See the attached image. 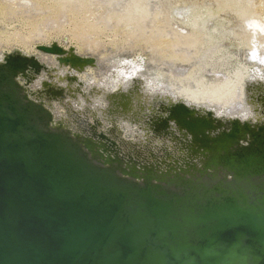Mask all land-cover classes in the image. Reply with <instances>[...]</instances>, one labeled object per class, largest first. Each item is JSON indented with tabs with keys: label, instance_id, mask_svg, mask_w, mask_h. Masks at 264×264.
Returning a JSON list of instances; mask_svg holds the SVG:
<instances>
[{
	"label": "water",
	"instance_id": "water-1",
	"mask_svg": "<svg viewBox=\"0 0 264 264\" xmlns=\"http://www.w3.org/2000/svg\"><path fill=\"white\" fill-rule=\"evenodd\" d=\"M39 56L0 61V264H264V97L257 121L160 100L125 149L115 125L74 127L27 91L55 69Z\"/></svg>",
	"mask_w": 264,
	"mask_h": 264
},
{
	"label": "rangeland",
	"instance_id": "rangeland-1",
	"mask_svg": "<svg viewBox=\"0 0 264 264\" xmlns=\"http://www.w3.org/2000/svg\"><path fill=\"white\" fill-rule=\"evenodd\" d=\"M58 1L0 0V55L20 51L40 55L50 69L55 64L27 89L40 88L43 80L62 86L67 94L60 101L70 109L55 100L44 101L69 125L76 127L87 114L102 116L122 134L130 120L139 126L141 113L156 101L183 100L173 88L196 101L195 106L226 118L245 117L248 105L260 106L254 97L260 93L258 85L264 92V0ZM77 35H84L83 40ZM52 43L93 57L96 67L71 68L56 55L35 50L36 45ZM85 86L87 94L82 96L79 89ZM73 98L77 107L93 103L97 109L78 115Z\"/></svg>",
	"mask_w": 264,
	"mask_h": 264
},
{
	"label": "bare ground",
	"instance_id": "bare-ground-1",
	"mask_svg": "<svg viewBox=\"0 0 264 264\" xmlns=\"http://www.w3.org/2000/svg\"><path fill=\"white\" fill-rule=\"evenodd\" d=\"M58 1V0H57ZM36 2H37V0H36ZM35 2V3H36ZM59 3H60V0L58 1ZM57 2V6L58 5H60L59 3ZM34 3V2H33ZM56 3V2H55ZM43 4V3H42ZM9 5V4H8ZM39 5H41V4H39ZM7 6V5H6ZM44 6V5H43ZM54 7H56V5L54 6ZM61 8H62V4H61V6H60ZM8 8V7H7ZM40 8V7H39ZM51 8H53V5H52V7ZM59 8V7H58ZM41 9V8H40ZM8 10V9H7ZM12 10V9H11ZM11 10H8V11H11ZM60 10V9H59ZM58 10V11H59ZM56 11V10H55ZM57 11V12H58ZM61 11V10H60ZM59 11V12H60ZM5 12V11H4ZM48 12H49V9H48ZM54 12V11H53ZM11 13V12H10ZM60 14V13H59ZM46 15V14H45ZM51 15V14H50ZM49 15V16H50ZM57 16V15H56ZM201 16V14H198V16H194L193 18H192V23H195L196 22V20H197V18L198 17H200ZM45 18V17H44ZM47 20V19H46ZM43 21V20H42ZM40 22V21H39ZM81 23V22H80ZM34 24V23H33ZM85 24V23H84ZM84 24H81V25H84ZM90 25V24H89ZM92 26V25H91ZM76 27V26H75ZM85 27V26H84ZM78 28V27H77ZM33 29V28H32ZM82 29V28H81ZM36 30V29H35ZM77 30V29H76ZM77 32H78V30H77ZM80 32H82V30L80 31ZM91 32V31H90ZM75 33V32H74ZM88 33V32H87ZM78 34H79V32H78ZM83 34H84V32H83ZM80 35V34H79ZM79 35H77V37H75L78 41H81V40H83V36L85 35H81V36H79ZM78 36L79 37H82L81 38V40H79L78 39ZM86 39V38H85ZM93 39V38H92ZM148 39V38H147ZM176 40V39H175ZM86 41V40H85ZM93 41H94V39H93ZM93 41H92V43H93ZM89 42V41H88ZM82 43V42H81ZM86 44V43H85ZM151 44V43H150ZM179 44V43H178ZM177 44V45H178ZM91 45V44H90ZM159 45V44H158ZM156 46V45H155ZM159 48V47H158ZM171 50H172V46H171ZM167 51H168V49H167ZM174 51V50H173ZM172 51V52H173ZM170 53V52H169ZM168 53V54H169ZM173 54V53H172ZM76 54L74 53V52H72V54H70V55H68L69 57H73V56H75ZM174 55H175V53H174ZM2 58H3V55L1 56L0 55V61L2 60ZM87 66V64L85 63V62H78L77 60H74V66H69V65H66V66H69V67H71V68H74L75 66ZM91 65V64H90ZM49 73V72H48ZM36 79H38V78H36ZM73 80H75V77H73ZM35 82V81H34ZM261 86V87H260ZM258 88V89H257ZM263 87H262V85H258L257 87H256V89L257 90H259L260 91V93H258V94H256V97H254L255 98V101H256V103H258V104H260V106L259 105H248L247 106V109H245V113H246V115H245V117H240V119H247V120H251V121H257V120H261L262 118H263V114H262V112L260 111V109H261V107H262V104H261V101H262V98L264 97V92H262L261 90H263L262 89ZM79 90H81V89H79ZM181 90H187V89H181ZM27 91L29 92V93H32L33 94V96H35L37 99H39V100H44V99H47V100H52V99H58V100H63V99H65L66 98V92H65V90H64V88L62 87V86H59V85H54L53 83H51L50 81H44V83H42V85H41V87L40 88H38V89H36V90H34V91H30L29 89H27ZM180 90L179 89H174L173 88V90H172V93H174V92H177L176 93V95H178L181 99H183V101L184 102H186V103H188V104H190V105H194L195 106V104L197 103L196 101H194V100H191L192 98H189V96H187L185 93H181V92H179ZM191 91V90H190ZM228 92H229V89L227 90ZM217 94L218 95H220V93H219V91L217 92ZM225 97V96H224ZM158 101H160V100H158ZM158 101H156L154 104H152L149 108L151 109L153 106H154V110L155 109H157V106H158ZM164 102H167L166 100H163ZM169 103H171V102H173V101H168ZM227 102V101H226ZM157 103V104H156ZM195 107H197V106H195ZM200 108H204V107H200ZM149 110V109H148ZM215 113V112H214ZM142 115V118H141V122H140V124H139V126L140 127H144L145 129H147V123L145 122V119L147 118L146 117V115H148L149 114V112L147 111V112H144V113H141ZM216 114V113H215ZM217 115V114H216ZM218 116V115H217ZM218 117H220V118H223V119H230V118H226V117H222V116H218ZM132 118V117H131ZM85 121V119H80L78 122H77V125H76V127L78 126V125H83L84 126V124L82 123V122H84ZM148 130V129H147ZM149 131V130H148ZM143 133L145 134V136H146V140L147 141H144L143 140V145H144V147L146 148V150L144 151V153H147V150L149 149V148H152L151 146H153V150H155V146H154V144L152 143V140H153V137H151V136H147L148 135V132L147 131H143ZM150 142V143H149ZM130 143H134V142H125V149H131V148H133V146H131V144ZM153 144V145H152ZM141 148V150L143 151V148L142 147H140ZM140 150V149H139Z\"/></svg>",
	"mask_w": 264,
	"mask_h": 264
},
{
	"label": "crops",
	"instance_id": "crops-1",
	"mask_svg": "<svg viewBox=\"0 0 264 264\" xmlns=\"http://www.w3.org/2000/svg\"><path fill=\"white\" fill-rule=\"evenodd\" d=\"M86 89H88L86 86L85 87H83V90L84 91H86ZM78 98H80V97H77L76 99H78ZM90 98V97H89ZM74 100V104L76 105V111H77V113H78V115H85V114H87L86 113V110L88 109V108H90V110H96L97 108H96V104H93V103H86V104H84V105H82V107H77V103H76V101H78V100ZM74 108H75V106H74ZM98 114H100L99 113V111H96ZM100 116V115H99ZM87 117H88V119H89V122L90 121H92V118H91V115H88L87 114ZM100 120H101V122L103 123V126H102V129H105L106 127H108V126H110V124H112V126L114 127V125H115V123H111V121L110 122H106V120H104L103 119V117L102 116H100ZM105 122V123H104ZM113 122V121H112ZM107 123V124H106ZM109 123V124H108ZM106 124V125H105ZM129 125L130 126H126V127H123L125 130H121V132H122V134H120V135H122L126 140H131V141H133V142H135V141H138L139 139H138V136H136V135H140V132L138 131V129L132 124V123H129ZM132 127V128H131ZM133 127H135V128H133ZM115 133H117L118 134V132L117 131H115ZM135 133H136V135H135ZM145 141V140H144Z\"/></svg>",
	"mask_w": 264,
	"mask_h": 264
},
{
	"label": "built area",
	"instance_id": "built-area-1",
	"mask_svg": "<svg viewBox=\"0 0 264 264\" xmlns=\"http://www.w3.org/2000/svg\"><path fill=\"white\" fill-rule=\"evenodd\" d=\"M18 80H19V82H20L21 84H23V81H22L20 78H19Z\"/></svg>",
	"mask_w": 264,
	"mask_h": 264
}]
</instances>
